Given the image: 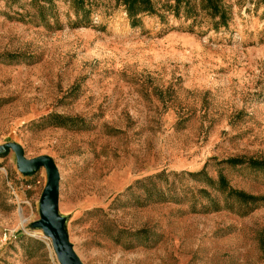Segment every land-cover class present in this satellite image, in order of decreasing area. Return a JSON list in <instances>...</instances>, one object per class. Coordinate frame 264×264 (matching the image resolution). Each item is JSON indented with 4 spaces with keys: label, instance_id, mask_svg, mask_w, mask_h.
Here are the masks:
<instances>
[{
    "label": "rangeland",
    "instance_id": "rangeland-1",
    "mask_svg": "<svg viewBox=\"0 0 264 264\" xmlns=\"http://www.w3.org/2000/svg\"><path fill=\"white\" fill-rule=\"evenodd\" d=\"M151 1L0 0V264H59L19 151L57 166L83 264H264V171L227 161L264 159V2L223 0L216 28Z\"/></svg>",
    "mask_w": 264,
    "mask_h": 264
},
{
    "label": "water",
    "instance_id": "water-1",
    "mask_svg": "<svg viewBox=\"0 0 264 264\" xmlns=\"http://www.w3.org/2000/svg\"><path fill=\"white\" fill-rule=\"evenodd\" d=\"M13 148L17 149L16 146ZM17 158L19 169L24 174L33 173L39 167L45 168L47 179L39 200L40 219L36 226L50 239L59 264H83L63 230V220L57 218L60 175L53 159L49 156L27 159L20 151Z\"/></svg>",
    "mask_w": 264,
    "mask_h": 264
},
{
    "label": "trees",
    "instance_id": "trees-1",
    "mask_svg": "<svg viewBox=\"0 0 264 264\" xmlns=\"http://www.w3.org/2000/svg\"><path fill=\"white\" fill-rule=\"evenodd\" d=\"M82 2L83 0H77V3H82ZM122 2L124 6L126 7L129 16L133 20L140 14L155 12V8L151 0H122ZM174 2H175L174 4L175 12L179 13L181 4L182 2H184L185 9L187 11L186 14L188 16H191L194 13H196L195 9H193V7L191 6L192 4L191 0H174ZM262 2H264V0H262ZM201 4H202V9L208 13L211 19L213 20L217 19L215 22L216 28L219 25H222V26L227 25L229 9H228V6L224 4L223 0H202ZM55 118H58L59 121L57 124L61 126L72 122V120L69 118H61V117L60 118L55 117ZM227 161L233 165L242 164L244 162H247L252 167H255V168H258L264 171V159L250 158L249 160H247L245 158L233 157V158H228ZM220 182L226 185L224 177H220ZM228 194L230 198H235L237 201H242L245 203L256 202L259 199H261L258 196H255L243 190H237L234 188H229ZM225 205H228V204H225ZM212 207L214 208L207 207L206 210L207 211L212 210L216 212V211H219L222 206L219 204V202H212Z\"/></svg>",
    "mask_w": 264,
    "mask_h": 264
},
{
    "label": "bare ground",
    "instance_id": "bare-ground-1",
    "mask_svg": "<svg viewBox=\"0 0 264 264\" xmlns=\"http://www.w3.org/2000/svg\"><path fill=\"white\" fill-rule=\"evenodd\" d=\"M24 222V219L22 218V223ZM25 223V222H24Z\"/></svg>",
    "mask_w": 264,
    "mask_h": 264
}]
</instances>
